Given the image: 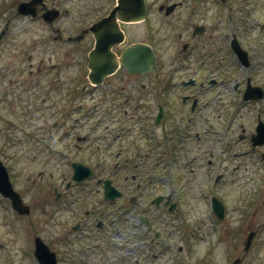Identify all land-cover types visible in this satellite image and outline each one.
<instances>
[{"label": "flooded vegetation", "instance_id": "obj_1", "mask_svg": "<svg viewBox=\"0 0 264 264\" xmlns=\"http://www.w3.org/2000/svg\"><path fill=\"white\" fill-rule=\"evenodd\" d=\"M31 1L9 0L0 6V139L10 146L16 144V138L23 148L46 155L44 166L49 165L48 156L59 158L54 168L62 170L61 178L51 181V173L44 177V171L38 172L32 188L39 193L43 178L49 187L42 198L23 199L30 215L33 205L45 215L60 200L62 205L73 200V210L62 206V215L73 219L71 230L66 226L62 246L82 241L86 250L101 247L107 259L112 240L125 234L131 217L149 222L159 208L169 211L171 204L177 207V190H163L164 185H171L172 171L187 167L192 182L199 177L209 181L212 165H216L210 156L216 147L221 154L231 148L248 155L254 164L264 159V144L254 145L251 140L258 123H264V21L257 25L249 19L247 28L241 24L233 27L237 21L242 23L237 20L238 9L231 8V2L239 0H212L210 5L203 4L204 0L159 4L158 10L169 15L186 3L187 27L176 32V49L168 63L148 43L156 65L142 71H129L121 63L124 48L143 41L127 40L125 25L137 22H120L123 41L109 46L106 65L95 67L93 77L88 68V52L95 44L92 32L83 33L80 40L74 37L82 29L73 36L62 35L61 27L54 26L61 17L60 11L51 10H60L55 1L34 0L26 14L18 12L20 2ZM110 4L103 15L116 0ZM248 6L253 10L259 4L249 0ZM166 7L173 8L168 13ZM212 7L213 14L209 12ZM19 18L39 27L37 35L24 45L14 24ZM84 42H88L85 50L81 47ZM19 44L24 46L22 58ZM79 46V56L69 60L76 67H66L68 51L62 50ZM250 89L253 93L245 94ZM236 102L239 108L252 111L248 128L237 123ZM51 119L54 127L60 126L62 144L58 148L51 142ZM223 140L229 144L224 145ZM0 153L4 155V149ZM74 171L82 176L80 181L73 180ZM105 180L119 194L105 198ZM147 229L140 232L141 237L152 233L147 247L161 246L154 241L159 232L147 235Z\"/></svg>", "mask_w": 264, "mask_h": 264}, {"label": "rangeland", "instance_id": "obj_2", "mask_svg": "<svg viewBox=\"0 0 264 264\" xmlns=\"http://www.w3.org/2000/svg\"><path fill=\"white\" fill-rule=\"evenodd\" d=\"M8 1L0 0V6H6ZM52 1L58 2V7L61 8V17L54 22V26L61 27L62 35L73 36L82 27L88 26L105 14L113 0H51V3ZM173 1L178 0H147L149 9L144 22L125 25L128 41L142 40L150 43L165 63L169 62V56L176 49V32L187 27L185 21H188L189 9L186 3L169 15H165L163 11L158 10L159 4H170ZM182 1L189 2L190 0ZM206 2L210 5L212 0H204L203 4ZM248 2L249 0L231 2L232 10L238 9L237 20L241 19L242 22L237 21L233 27L236 28L237 24L238 26L241 24L244 28H247L251 24L248 22L249 19L256 20L257 25L264 21V0H257L259 7H255L253 10L249 8L250 4L248 6ZM214 6L216 5L213 4ZM213 7L209 11L212 14L214 13ZM224 11L228 15L229 8H224ZM14 24L18 30L20 29L18 33L19 42L23 45L25 41H30L33 35H37L39 28L37 24L27 25L28 22L24 18H19L18 21L15 20ZM228 26L230 27V25ZM255 30L259 31V29L253 31ZM51 33L53 34V30H51ZM21 44L18 47L19 58L23 57L20 52L24 46H21ZM81 47L85 50L88 47V42L82 43ZM79 48L80 46L62 50L64 52L68 51L64 58L66 67H76L69 60L79 56L76 53ZM21 65L23 64L20 63L19 66ZM24 66H27V63ZM229 78H232V76H229ZM233 106V108L236 107L234 112L237 123L248 128L252 124V111H248L246 106L239 108L240 105H237V102ZM52 122L53 119L49 123L51 142H56L58 148L62 144L60 131H58L60 126L54 127ZM233 130L237 131L236 125ZM210 136L213 138L212 133ZM226 139L229 140V133ZM4 141V139H0V148L2 151L4 149L6 153L3 157L6 160L15 189L18 192L20 191L24 199L42 198L41 193L49 187L46 184L47 180L43 178V182H40V190L37 187L40 191L38 193L32 188L33 178L36 179L38 172L44 171V177L51 173V181L53 179L59 180L62 170L54 168V164L56 160L59 161V158L48 156L46 163L49 165L44 166L46 155L23 148L16 138L13 139L15 145L11 143L10 146H4ZM223 143L224 145L229 144L224 140ZM241 143L244 144L245 142ZM232 150L231 148L227 149L222 154L217 147L213 150L210 158L213 159L214 163L221 162V167L216 169V166L220 164L212 165L213 170H211L212 175L209 181L205 179V182L199 177L198 180L192 182L193 174L187 167L172 171L171 175L173 174V178L175 176L176 181L170 182L172 186H163V190H168L169 187H174L177 190L175 196V198H178L177 208L171 213H167L168 217L160 214H157L158 216L151 215L147 229V233L159 231L160 237L154 241L156 243L160 242L161 246L146 250L140 244L138 238V231L141 226L136 223V218L131 217V220L126 224L128 226L123 237L113 240L116 245L113 247V251L109 253L110 259L103 260L99 253L100 250H96L93 251L92 256L86 263L230 264L231 260L240 253L247 232L250 229H256L250 252H248L242 264H264V168L259 167V169H256V165L253 168L250 165L246 169L249 163L245 164L243 162L246 159L249 161L250 158H247V156H233V154H229ZM260 162H263L262 159ZM217 173H222L223 176L214 186L211 183L212 176ZM36 181L39 182L42 179ZM211 194H217L225 205V216L221 220L211 213L209 204ZM86 195L82 198H87ZM89 198L96 197L89 196ZM1 207L0 203V264H6V261L10 264H35L34 261L29 259L26 250H22L21 245L26 244L29 245L30 249H33L34 245L32 244L35 235H42L47 240H51L50 238L56 236L57 233H62V207L58 204L57 211H55L56 206H51L50 210L57 212V214L48 219L47 217L55 212L50 216H45L40 214L39 208L36 209V206L33 205L30 219L34 222L23 216L25 218L20 217L15 224H13L14 220L9 217L10 215H7L9 213L3 211ZM159 211L161 212V210ZM47 220L48 224L46 223ZM5 221H9L12 226L5 224ZM13 226L15 229H13ZM144 226L142 227L144 228ZM50 245L57 249L61 247L60 243L55 244V242ZM57 257L59 264H62V255L58 253Z\"/></svg>", "mask_w": 264, "mask_h": 264}, {"label": "water", "instance_id": "obj_3", "mask_svg": "<svg viewBox=\"0 0 264 264\" xmlns=\"http://www.w3.org/2000/svg\"><path fill=\"white\" fill-rule=\"evenodd\" d=\"M34 2H23L19 4V11L26 13V8ZM171 7L168 9L170 10ZM146 7L144 0H117V4L112 8L107 16L102 17L96 23H93L89 28L83 30V32L75 37L77 40L81 39L83 33L90 30L94 33L96 44L89 52V64L91 68L90 77H93L97 73L94 68L97 66H103L106 63V54L109 53V46L113 43L119 42L123 38V33L119 28L118 21H138L143 19ZM121 62L125 65L129 71L137 70L142 71L143 69H152L155 67L154 57L150 46L146 44L136 43L126 48L122 53ZM111 66L114 63L110 64ZM106 73V72H105ZM104 73V74H105ZM103 75V74H101ZM106 194L108 187H106ZM0 191L8 198L12 200V204L16 206L20 213H26L27 209L19 204L15 203V198H19V194L13 191L11 183L8 178L7 171L0 161ZM212 206L214 213L218 217L223 215V206L215 198L212 199ZM252 234L250 233L245 241L244 249L247 250ZM36 256L38 257L41 264H56L54 260V254L49 252L47 247L41 243L36 244ZM239 261V259H238ZM235 260L232 264H238Z\"/></svg>", "mask_w": 264, "mask_h": 264}]
</instances>
